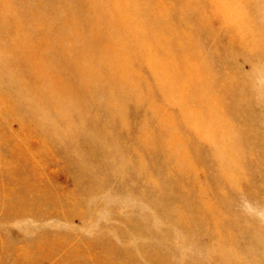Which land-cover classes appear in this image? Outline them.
<instances>
[{"label":"rangeland","instance_id":"obj_1","mask_svg":"<svg viewBox=\"0 0 264 264\" xmlns=\"http://www.w3.org/2000/svg\"><path fill=\"white\" fill-rule=\"evenodd\" d=\"M0 264H264V0H0Z\"/></svg>","mask_w":264,"mask_h":264}]
</instances>
